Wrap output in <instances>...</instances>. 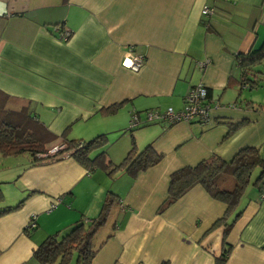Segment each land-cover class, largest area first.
<instances>
[{
	"label": "crops",
	"instance_id": "1",
	"mask_svg": "<svg viewBox=\"0 0 264 264\" xmlns=\"http://www.w3.org/2000/svg\"><path fill=\"white\" fill-rule=\"evenodd\" d=\"M204 6L213 13L203 15ZM56 23L71 31L68 40L53 32ZM263 39L264 0H0V90L12 109L30 103L58 137L53 143L104 134L113 163L132 139L137 150L150 144L162 155L131 176L88 171L66 152L38 161L1 154L0 209L22 203L0 216V264H38V244L95 217L108 191L118 204L101 239L112 235L91 264H214L224 242L231 245L224 264H264V196L251 183L226 235L223 223L214 224L226 205L199 184L158 211L173 171L211 155L228 160L245 146L264 158V111L239 97L234 60ZM129 48L144 58L137 71L121 64ZM199 83L212 105H224L211 110L209 123L155 120L128 128L132 111L180 110ZM114 104V112L101 111ZM240 119L248 122L227 135L228 121ZM33 214L35 226L27 227Z\"/></svg>",
	"mask_w": 264,
	"mask_h": 264
},
{
	"label": "trees",
	"instance_id": "2",
	"mask_svg": "<svg viewBox=\"0 0 264 264\" xmlns=\"http://www.w3.org/2000/svg\"><path fill=\"white\" fill-rule=\"evenodd\" d=\"M52 28L56 35L65 29L61 23H56ZM70 36L71 31L66 40ZM263 59L264 39L256 49H249L235 55L234 60L239 69L237 81L240 89L244 87L251 89L257 85L256 79L259 72L256 67ZM10 99L9 95L0 90V154L27 152L34 161L46 159L38 158L37 154L45 152V145L53 143L58 137L37 118L30 103H26L16 110L9 106ZM117 106L114 104L101 111L109 114L114 112ZM256 108L264 111V105L259 104ZM140 117H144V113ZM246 122H248L247 119L228 121L227 135ZM57 143H59L58 145L64 143V147L60 148L57 154L48 158L60 157L70 150L69 154L88 171L93 168H101L109 175L119 169H125L131 176H136L138 172L158 162L162 156L150 144L137 150L132 139L131 148L125 157L119 163H113L104 150L107 143L104 134H99L89 140L70 139L66 141L64 139ZM78 143L81 145L78 146ZM96 149H100L99 152L92 155L91 153ZM229 179H231L230 182H228ZM250 183L256 186L264 196V158L260 156L257 147L245 146L228 160L211 155L195 165L183 166L170 174L167 196L158 211L164 210L192 186L199 184L211 197L226 205L225 214L214 223L215 225L223 223L224 235H226L241 213V208L236 212L235 209L238 207L245 188ZM2 199L3 194L0 190V200ZM21 203L22 201L15 206L0 209V216L16 209ZM116 204H118L117 196L108 191L100 211L95 217L77 220L66 233L60 236L57 233L49 234L33 250L32 257L38 264H91V260L106 238L112 235L111 231L101 239L100 232L109 221L112 209ZM232 211H234L232 220L226 222V216ZM230 250L231 245L224 242L221 252L215 256L214 264H224Z\"/></svg>",
	"mask_w": 264,
	"mask_h": 264
},
{
	"label": "built area",
	"instance_id": "3",
	"mask_svg": "<svg viewBox=\"0 0 264 264\" xmlns=\"http://www.w3.org/2000/svg\"><path fill=\"white\" fill-rule=\"evenodd\" d=\"M214 11V8L211 6H204L201 10L203 15H210ZM70 35V30L64 29L58 33L57 37L61 40H66ZM143 56L141 54L135 53L131 48L128 49L127 55L123 56L121 60L122 66L137 71L141 64L143 63ZM206 62H198L200 66H204ZM184 104L180 110H174L172 107H167L165 110H146L144 112V117L136 111H132L131 118L129 121V128L135 127L141 123L152 122L155 120H162L169 124L176 123L179 121L189 122L191 120H196L201 124H207L210 121L211 110L217 107H223L224 105L219 102H214V105L211 104V101L207 96V88L205 85L199 83L192 86L186 95L184 96ZM235 103H229L225 106L234 107ZM81 143H78L80 146ZM64 144L59 146H54L51 151H56L60 148H63ZM35 215H31V219L28 222V227L35 226Z\"/></svg>",
	"mask_w": 264,
	"mask_h": 264
},
{
	"label": "rangeland",
	"instance_id": "4",
	"mask_svg": "<svg viewBox=\"0 0 264 264\" xmlns=\"http://www.w3.org/2000/svg\"><path fill=\"white\" fill-rule=\"evenodd\" d=\"M256 70L259 72L257 73L258 78L256 79L257 85L251 89L249 88H241V93H240V98L241 100H252L253 104H255V106L260 105H264V59L262 60V62L257 65ZM237 95V92H235ZM236 97V96H235ZM239 103V100H238ZM69 133H66V135ZM68 139H71L72 137H67ZM74 139H78V137H74ZM59 143H51V144H46L45 145V152L42 153H38L37 157L38 158H48L51 157L53 154H57V152L59 151H51V149L54 146H57ZM70 152V150H69ZM1 155V154H0ZM24 157L28 156L29 154L27 152H23ZM47 156V157H46ZM252 177H254V174L252 175ZM240 206H238L239 208ZM237 208V209H238ZM232 213H234V211H232ZM108 231V227H103L101 232H100V236H104L105 232ZM73 264V263H71Z\"/></svg>",
	"mask_w": 264,
	"mask_h": 264
},
{
	"label": "clouds",
	"instance_id": "5",
	"mask_svg": "<svg viewBox=\"0 0 264 264\" xmlns=\"http://www.w3.org/2000/svg\"><path fill=\"white\" fill-rule=\"evenodd\" d=\"M64 144V143H63ZM62 145V144H61ZM57 146H59V145H57ZM66 153H70L69 151H67ZM28 227V226H27Z\"/></svg>",
	"mask_w": 264,
	"mask_h": 264
}]
</instances>
